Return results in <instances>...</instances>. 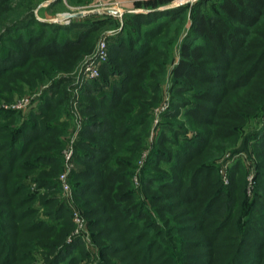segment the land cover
Here are the masks:
<instances>
[{
	"label": "trees",
	"instance_id": "1",
	"mask_svg": "<svg viewBox=\"0 0 264 264\" xmlns=\"http://www.w3.org/2000/svg\"><path fill=\"white\" fill-rule=\"evenodd\" d=\"M209 1H197L190 26L182 18L187 6L157 5L148 13H124L131 27L128 35L123 28L115 37L120 49L129 50L114 71L119 78L111 89H105L110 87L107 81H97L83 92L91 97L83 104L91 119L80 144L91 154L77 150L76 155L90 164L74 177L96 179L78 182L77 190L88 197L83 203L87 214L98 217L91 227H98L95 235L104 264H264V132L257 143L263 160L253 199L236 177L237 166L227 189L210 193L206 187L211 185H204L217 170L215 155L226 150L222 143L237 137L247 116L264 107V0H220L204 10ZM11 2L0 0V99L19 75L33 81L32 73L41 75L50 64L65 63L71 48L84 38L89 37L76 58L95 52V32L104 21L71 20L62 25L40 20L34 0L16 6ZM36 24L41 27L35 32ZM49 28L55 31L45 38ZM76 28L74 36L60 35L62 29ZM166 60L173 61V90L183 97H174L163 113L155 144L167 152L152 149L157 162L149 158L146 166L166 161L173 173L144 170L151 176L142 179L150 208L140 199L131 203L136 193L126 189L131 187V160L149 134V111L158 102ZM64 83L65 78L53 83L42 111L21 124H12L14 114L0 110V264H33V252L40 250L43 255L55 253V261L45 263L60 264L81 243H66L73 223L65 204L35 191L59 186L63 142L55 133L65 124L57 120L63 111L50 114V109L54 102L55 107L68 102ZM46 117L55 123H47ZM189 130L192 137L187 136ZM124 168L127 172H118ZM154 180L159 184L156 190L151 188ZM41 207L45 217L39 214ZM110 255L118 260L109 261Z\"/></svg>",
	"mask_w": 264,
	"mask_h": 264
},
{
	"label": "rangeland",
	"instance_id": "2",
	"mask_svg": "<svg viewBox=\"0 0 264 264\" xmlns=\"http://www.w3.org/2000/svg\"><path fill=\"white\" fill-rule=\"evenodd\" d=\"M22 0H12L11 4L16 6ZM34 0L35 14L40 20L62 23V25L68 24L71 20H97L104 21V25L101 26L99 30L95 32V52L83 53L78 59L76 58V52L81 47V45L88 38L82 39L78 44L73 46L69 51L68 59L63 64L53 65L48 68L43 74L32 73L31 77L35 80H29L24 78V76L19 75V80L15 81L11 85V88L2 93V98L0 99V110L8 111L14 114V119L9 120L12 124H21L24 120L30 119L32 113H39L42 111V104L46 101L45 95L51 92V85L62 78H65V86L69 95L68 102L60 107H55V102L50 109V114L57 110H62L61 114L57 120L60 121L65 126L61 127V131L55 133V136L63 142V148L61 150V162L59 163L60 170L56 175V179L59 182L57 189L52 190L48 188L36 189V184L32 183L31 189L37 191V193L44 197H57L59 204H65L68 216L73 223L72 232L67 236L66 243L74 244L77 240L81 243L75 246L69 254V256L60 264H104V254L102 245L99 243L95 232L97 228L91 227V221L97 220V215L92 217L87 214V207L83 205L88 197L86 195L81 196L77 190V183L82 182H92L96 179L90 176H82L75 178L74 175L82 168L88 166V161L78 159L77 150H85L80 144L81 138L83 136V130L86 128V122L91 119L90 113H85L83 111V104L89 103L91 97L86 96L83 92L85 87L91 84L90 82H106L110 83V87L105 89H111L115 79H118L120 75L114 71L120 69L119 63L125 60L127 53L129 52L126 48H119L116 44V36L122 32L125 28L124 34L128 35V30L130 29L131 23L126 20L124 15L118 16L115 14L104 13L102 10L106 8H116L123 13L136 12V10H128L121 7L119 4L120 0H83L80 3L77 0ZM82 1V0H81ZM198 0H169L166 4H155L159 6V9H166L178 6H187V11L183 14V20L188 23L187 26L191 25L192 13L195 11L194 6ZM220 0H210L204 7V10H211L217 5ZM55 2V3H54ZM154 6V7H156ZM149 8L145 10L154 9ZM92 11H100L95 13H89ZM80 12H86L82 16H73L70 18H65L67 14H76ZM107 14V15H106ZM15 17H12L14 19ZM19 18V17H18ZM108 20H113V23ZM9 20H7L8 22ZM108 21V22H107ZM40 25H35L34 31L36 32L40 29ZM28 31L27 28L25 30ZM55 30L49 28L45 38L51 35ZM78 29H72L71 31L67 29H62L60 35L68 34L74 36ZM102 40H106L108 43V58L106 61L100 64V74L97 77H89L86 74V67L88 63L95 58L98 52V47ZM129 43L128 40H126ZM115 43V44H114ZM175 57L177 59L176 47L174 49ZM167 70L160 81V90L158 102L152 105L150 108L151 124L149 129V134L146 138V142L142 145L138 156L136 159L131 160V187L129 186L126 190H133L136 193V198L132 199V202L140 199L144 201L148 207H152L151 200L149 198V193H146V188L143 185L142 179L151 178L150 174H144V170L148 168L152 172L161 174H172L173 172L169 169V165L166 161L161 162L158 167H146L147 160L150 158L152 162H157L156 158L151 154L152 149L159 148L164 152L167 149L155 144V141L160 136L162 131V117L163 113L171 108V104L174 97H183V94L175 92L174 83L170 78V68L172 66L171 60H166ZM53 66V67H52ZM39 68V67H38ZM37 75V77H36ZM40 75V76H39ZM30 78V77H29ZM61 95L56 93L55 97ZM93 114V113H92ZM90 116V117H89ZM183 117L179 120L183 121ZM47 123H55L53 117H46ZM59 122V123H60ZM264 132V107L257 113H252V115L247 116L246 122L241 125L239 134L237 137L222 143L223 147L226 149L224 151L217 152L215 157L217 158V170L211 175L210 178L204 180V185L210 184L211 188L206 187L209 192H217V190L227 189L232 182V171L236 170L238 167L239 173L236 177L241 178L244 183L247 197L251 200L255 197L256 191L259 190L258 187V174H259V163L263 160L261 147L257 146V143L261 142V133ZM188 137L193 136V131L189 130L187 132ZM88 140H92L91 135H86ZM181 137L180 139H182ZM139 143H134L133 146H139ZM93 166V165H92ZM90 167L97 170L96 167ZM130 170V169H129ZM98 171V170H97ZM119 173L127 172L124 169H118ZM261 172H264L262 169ZM80 174V173H79ZM261 180V179H260ZM157 180H154V186L152 189L156 190L159 186ZM261 184V181H260ZM262 182L261 185H263ZM131 188V189H130ZM257 188V189H256ZM151 189V190H152ZM37 206H41L40 202H36ZM253 208V206H251ZM254 209H258L255 207ZM39 212L40 216L45 217L44 207H41ZM249 215V214H248ZM103 218V217H102ZM100 228V227H99ZM102 228V227H101ZM44 250L38 252H33L36 256V260L33 264H47L49 261H55L54 252L47 253L43 255ZM45 257V258H44ZM74 257V259H73ZM48 258V260H47ZM117 256L110 255L109 261H116ZM47 262V263H45Z\"/></svg>",
	"mask_w": 264,
	"mask_h": 264
},
{
	"label": "built area",
	"instance_id": "3",
	"mask_svg": "<svg viewBox=\"0 0 264 264\" xmlns=\"http://www.w3.org/2000/svg\"><path fill=\"white\" fill-rule=\"evenodd\" d=\"M108 58V43L106 40H102L98 47L97 55L91 60L86 67V74L93 78L100 74V64L106 61Z\"/></svg>",
	"mask_w": 264,
	"mask_h": 264
},
{
	"label": "crops",
	"instance_id": "4",
	"mask_svg": "<svg viewBox=\"0 0 264 264\" xmlns=\"http://www.w3.org/2000/svg\"><path fill=\"white\" fill-rule=\"evenodd\" d=\"M169 0H120L121 7L128 10H145L153 8L155 4H166Z\"/></svg>",
	"mask_w": 264,
	"mask_h": 264
},
{
	"label": "water",
	"instance_id": "5",
	"mask_svg": "<svg viewBox=\"0 0 264 264\" xmlns=\"http://www.w3.org/2000/svg\"><path fill=\"white\" fill-rule=\"evenodd\" d=\"M188 2L190 0H187ZM149 11L151 10H136V12H141V13H148ZM95 12H100V11H92V12H89V13H95ZM102 12L104 13H109V14H115V15H118V16H122L124 13L123 11H120L119 9H116V8H106L104 10H102ZM84 14H87L86 12H80V13H76V14H67L65 15V18H70V17H73V16H82Z\"/></svg>",
	"mask_w": 264,
	"mask_h": 264
}]
</instances>
